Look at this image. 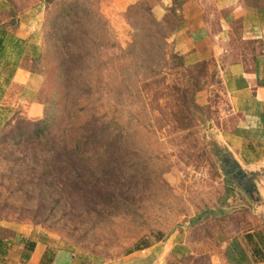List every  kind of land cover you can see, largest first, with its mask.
Segmentation results:
<instances>
[{"label": "rangeland", "instance_id": "374dc122", "mask_svg": "<svg viewBox=\"0 0 264 264\" xmlns=\"http://www.w3.org/2000/svg\"><path fill=\"white\" fill-rule=\"evenodd\" d=\"M156 1L119 12L110 0H3L0 20L21 16L40 32L39 57L20 63L50 117L37 134L33 102L18 91L1 100L0 237L48 242V261L68 248L84 264L183 229L210 245L236 223L231 242H250L245 232L261 224L237 211L232 196L247 199L224 177L211 132L219 137L223 101L215 71L172 52L180 15L157 21ZM85 136L94 137L74 149Z\"/></svg>", "mask_w": 264, "mask_h": 264}, {"label": "crops", "instance_id": "0c3cea01", "mask_svg": "<svg viewBox=\"0 0 264 264\" xmlns=\"http://www.w3.org/2000/svg\"><path fill=\"white\" fill-rule=\"evenodd\" d=\"M136 1L110 0V4L120 12ZM171 7L180 15L179 25L166 38L172 52L187 66L207 62L210 70L215 71L223 98L217 105L220 122L216 128L224 146L247 169L264 172V5L254 7L246 0H157L150 11L161 21ZM3 8L4 2L0 0V12ZM16 19V27L0 20V103L18 91L19 98L33 102L31 115L37 119L42 116L43 106L34 91L36 74L20 62L37 55L41 35L37 27L24 23L23 17ZM31 92L33 96L29 97ZM263 184L264 179L259 183L264 198ZM232 198L237 199V211L244 213L247 221L261 224L248 226L245 239L248 234L253 235L251 243L238 241L235 246L231 242L237 235L232 230L236 223L222 231L228 239H217L210 245L204 240L209 235L201 232L195 235L193 228L183 229L162 242L96 264H184L186 258L197 264L201 257L205 259L202 264H264L263 252L254 253L257 246L263 250L256 241L258 232L259 237L264 236L262 214L261 218L253 214L254 208L247 198V201L239 195ZM212 232L213 236H219ZM237 247L244 251L243 258L236 253ZM50 249L51 245L41 240H35L31 250L21 242L9 240L0 254V264H84L64 247L53 250L52 259L45 260L44 254Z\"/></svg>", "mask_w": 264, "mask_h": 264}, {"label": "water", "instance_id": "95a60500", "mask_svg": "<svg viewBox=\"0 0 264 264\" xmlns=\"http://www.w3.org/2000/svg\"><path fill=\"white\" fill-rule=\"evenodd\" d=\"M221 152L220 163L227 181L238 186L254 208L255 214L264 212V198L259 190V183L264 179L260 169H247L238 159L226 149L216 130H211Z\"/></svg>", "mask_w": 264, "mask_h": 264}, {"label": "trees", "instance_id": "16d2710c", "mask_svg": "<svg viewBox=\"0 0 264 264\" xmlns=\"http://www.w3.org/2000/svg\"><path fill=\"white\" fill-rule=\"evenodd\" d=\"M246 1H247L248 4H250L251 6H254V7H260V6L264 5V0H246ZM173 12L176 13L175 9L171 7L170 9H168V11L166 12V14H165L164 16H168V14L173 13ZM9 18H10V20L8 21V24H9L10 26H12V27H16V26H17V19H16V16H12V17H9ZM3 31H4V30H3ZM39 53H40V52H38V54H37L35 57H33V58L31 59V61L36 60V58L39 57V56H38ZM29 69H30V71H32V72L34 73V71L32 70L31 67H29ZM38 99H39V98H38ZM39 101H40V103H41L42 106H43V111H42V116H41L40 118H38V121H40L41 126H40V128L34 130V132L37 133V134H39V133H41L42 131L48 129V128H47V127H48V123H47V122H48V119H49V117H50L49 112L47 111L46 108H44V103H43L40 99H39ZM73 122H74V121H73ZM73 122H72V123H73ZM21 133H22V131H18V134H21ZM93 137H94V136H92V137L85 136V138H83L81 141L76 142V143L74 144V149H76L80 143H82L83 145H87L88 143H90V141L92 140ZM16 141L19 142L20 139H18V140H16ZM247 237H248L249 239H250V238L252 239V235H251V234H250V235L248 234ZM258 237H259V236H258ZM6 239H7V240H6ZM260 239H261L262 244H263V247H264V236L260 237ZM8 241H9L8 238L0 237V254L4 253V248H5L6 243H7ZM20 242L23 243V244L25 245V247H26L28 250L33 249L34 244H35L34 241L27 240V239H25V238H23V237L20 238ZM237 243H238V242L235 241V246H236V245L238 246ZM262 252H263V257H264V248H263V250H260V248L257 246V249H254V253H257L258 255H260ZM236 253L238 254V256H239L240 258H243V256H244V251H243L242 249H240V248L237 247V248H236ZM46 255H47V254H46ZM46 255H44V257H45ZM26 256H27V255H26ZM26 256H25V257H26ZM44 259H45V258H44ZM51 259H52V256H49V261H50ZM233 259H234V255L232 256V260H233ZM42 264H43V262H42Z\"/></svg>", "mask_w": 264, "mask_h": 264}]
</instances>
